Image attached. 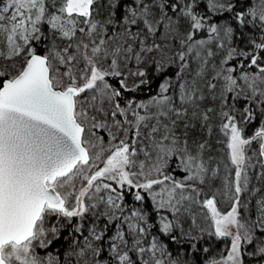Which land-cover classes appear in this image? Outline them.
<instances>
[{
    "label": "snow or ice",
    "instance_id": "obj_1",
    "mask_svg": "<svg viewBox=\"0 0 264 264\" xmlns=\"http://www.w3.org/2000/svg\"><path fill=\"white\" fill-rule=\"evenodd\" d=\"M97 2L62 0L57 7L55 4L49 6L48 0H7L0 6V31L6 34L7 40V53L0 50V56L9 60L22 54L27 57L16 75L9 77L6 71L0 72V77H8L0 80V264H59L58 257L51 253L41 255L38 249H47L60 238L62 229L72 225L73 218L83 220L86 213H91L96 220L104 216L108 223L120 221L110 244L116 264H165L163 257L167 254L157 241L153 240L148 248L142 246L141 237L146 232L140 223L144 221L143 214L133 213L136 222H128L129 218L122 215V190L126 186L136 189L135 199L142 201L140 189L148 191L160 185L158 191L151 193L153 200L159 208H171L173 214L181 211L185 201H195L199 194L195 183L204 184L215 175L203 156L208 149L207 142L193 141L195 154L189 147V137L197 124L205 126L208 113L213 111L200 108V101L208 99L220 101L221 129L228 137L230 161L235 166L234 176L226 178L224 183L230 211L221 213L215 197L204 201L214 223V235L230 238L227 255L212 259L209 264H245L246 252L248 256H259L264 261V198L256 202L255 219L245 216L250 201L241 200L245 192L254 195L261 191L249 189L248 171L255 165L248 163L252 157L247 155V149L253 143L257 144L253 155L257 157L256 163L264 168V124L251 137L243 135L241 125L255 119L256 108L264 116V65L259 63L260 56L255 51H264V41H253L254 50L250 52L231 49L209 77L205 56L212 53L202 56L196 43H192L194 33L190 32L187 47L176 54L181 62V73L188 66V53L194 49V55L200 61L194 79L188 81L181 77L182 82L177 85L179 99L187 106L173 107L168 96L153 97L150 105L129 100L121 106L119 98L123 91L133 90L126 83L127 76L121 66L131 61L137 65L145 63L149 53L161 49L160 44L149 45L148 40L159 31L157 24L171 28L172 19L166 9L175 12L178 5L166 0H133L135 6H125V15L120 22L109 18L107 23L114 25V31L108 35L106 28L93 19ZM109 2L115 9L116 3ZM179 7L181 15L191 21L193 30L204 27L206 17L193 10L195 0ZM208 8L232 11L233 5L224 0H208ZM81 17L85 26L77 27V19ZM249 17L264 24V4L258 10L251 9ZM236 18L241 25L246 23L243 12ZM45 24L57 34V39L75 40V43L62 49L53 46L47 55L37 54L31 45L33 40L41 39V27ZM133 27L137 29L135 32ZM209 31L218 33L220 29L211 25ZM223 31L231 38V27H225ZM77 32L81 34L79 37ZM179 43L183 46L185 42ZM197 43L203 45L205 42ZM234 58H239V63L226 67ZM245 67L256 71H245ZM130 75L145 77L146 73L136 71ZM65 77L66 85L62 83ZM107 77L119 78V87L108 83ZM144 83L146 81L141 79L134 87ZM170 87L165 81L160 85L161 93L168 92ZM83 93L89 95L78 101ZM239 100L245 102L242 111L235 107ZM150 108L155 109L151 115L148 114ZM90 110L94 114L89 115ZM170 116L183 118V139L175 134L176 120L165 121ZM86 123H90L88 130L96 137V143L85 140ZM113 128L119 131V138L113 134ZM101 129L106 130L110 141L116 142L104 147V137L96 136L95 131ZM86 143L99 151L90 154ZM141 154L153 161L147 171L144 160L138 159ZM173 156L179 157L187 174L185 181L193 183L177 181L165 174ZM98 160H102V166L94 163ZM137 176L142 177L143 182L134 180ZM258 178L264 179V172ZM77 180L81 181L78 190ZM103 181H112L118 187ZM102 190L108 194L97 197ZM186 190L191 195H185ZM85 198L90 202L85 203ZM93 200L98 202H91ZM99 204H104L108 210L97 214L95 210ZM124 223H127L130 241L121 230ZM82 227L77 224L72 230L79 233ZM172 227L170 222L163 223V232H169ZM107 228L106 223L104 229ZM89 231L96 241L103 238V231L97 232L95 223ZM245 245L249 249L246 250ZM86 247L99 255V248H94L90 241ZM75 255L83 256L84 249Z\"/></svg>",
    "mask_w": 264,
    "mask_h": 264
},
{
    "label": "rangeland",
    "instance_id": "obj_2",
    "mask_svg": "<svg viewBox=\"0 0 264 264\" xmlns=\"http://www.w3.org/2000/svg\"><path fill=\"white\" fill-rule=\"evenodd\" d=\"M122 0H111L112 3H116V8L113 9L110 6L109 0H98L97 4L94 5L95 11L93 12V19L99 21L104 28H106L108 35H111L114 31V25H110L107 23L109 18H112L116 22H120L122 16L125 15V6L134 7L133 0H126L125 3H123V12L121 15L117 13V7L119 2ZM171 1V0H170ZM206 1V10H202L204 13L209 14L210 12H213V10H210L208 8V0ZM7 0H0V6H2L3 3H6ZM167 2V0H166ZM190 0H172V3H175L178 5L177 10L173 12L171 9H166L168 16L172 19V24L170 29H165V27L157 24V27L159 28V31L156 33V36L154 38H149L148 44L151 45L153 43L160 44L161 49L158 51H154L152 53H149L145 57V63L137 65L135 61L128 62L126 66H121V71L125 73L127 76L126 83L129 85L130 88L135 89L134 84H138L141 79L147 81L149 74H151L153 71L155 75H159L162 71L170 68V67H176L178 68V73L176 77H174L169 84L171 87L169 88L168 92L163 93L165 96H168L172 99L173 104L172 106L177 109H182L183 107H186L187 105H184L180 99H179V93L180 90L177 87L179 83H181V77H183L184 80L191 81L194 79V77H191L183 70L181 73V62L176 57V54L180 51H184L187 45V37L188 34L191 32V21L184 16L181 15V9L179 5H184L190 3ZM62 3V0H48L49 6L52 4H55L57 7L60 6ZM196 7V5H195ZM194 7V11H195ZM115 13L114 16H112V13ZM4 23H7V21H4ZM167 23V22H165ZM84 18H78L77 19V27H84ZM140 27H143V25H140ZM225 27H229L226 24L222 25L221 33L223 38L225 39L227 46V55L229 51L233 48L237 50V52H241L243 48H239L237 44L234 42L233 33L231 38L225 36L223 29ZM122 31V28L119 29ZM136 27L132 28V31H136ZM41 31L43 32V36L39 41L33 40L31 47L35 49V47H42L45 50V55L48 54L49 49L53 46L56 49H62L64 47H67L69 43H75V40L73 41H67V40H61L57 39V34L51 29L49 25H43L41 27ZM81 34L77 32V37H79ZM99 36V34H98ZM94 37V38H98ZM184 41V45L182 46L179 41ZM0 50L7 53V40H6V34L0 31ZM36 50V49H35ZM188 56V55H187ZM27 57L23 54L21 56H17L11 60L5 59L4 56H0V72H7L8 76H14L16 73L23 67ZM106 67V64H105ZM63 71V69L61 70ZM136 71H144L146 73L145 77H134L130 75L131 72ZM8 78V77H6ZM110 78L114 77H107L108 83L111 84ZM119 79V78H118ZM63 84H67L68 80L65 77L62 81ZM141 85V84H140ZM89 93H83L81 94V97L78 98V101L81 100L84 97H87ZM205 95H208L207 92H205ZM158 97V96H157ZM152 99L145 102V104H151ZM167 103V102H166ZM80 105L78 104V107ZM135 106V105H134ZM107 107V106H106ZM221 104L219 99L212 100H204L200 101V108L201 110H207L212 109V112H209V120L206 122L205 126H201L200 124H197L196 130L190 135L189 137V147L192 150V153L195 154V144L192 142L195 141L197 143L200 142H207L208 149L203 153V156L205 160L208 163V166L214 170L215 175L211 177V179H208L206 183L199 184L198 182L195 183V186L197 187L199 194L195 197V201L193 200H187L184 202V206L181 208V211L179 213L173 214V211L169 207L159 208L157 206V201L153 200V197L151 195L152 192L158 191L162 186L157 185L154 186L152 190L145 191L143 189H140L141 195L144 197L142 201H137L135 199V192L136 189H128L127 186L122 190L123 200L121 201L122 206V215L124 217H128V222H136L135 217L133 216L134 212L142 213L144 216V221L140 222L142 226H145L146 232L141 237L142 240V246L145 248H148L153 240L157 241L158 244L163 246L164 252L167 254L163 258L165 260V264H171L172 261H175L176 264H199V262L194 261V259H191V257H186L184 253L180 251L172 252L171 249L167 246L166 243H163L158 236L152 232V224L151 219L148 214V211L145 207V196L147 195L148 198L152 201L154 204L155 209H164L172 214V220L174 227L177 230V235L182 238L187 239H193L196 240L203 239L204 242H206L204 249H208L210 252H208V256H206V262L205 264H209V262L212 259H220L222 256H226L227 252L230 249V238H220L214 235L215 227L214 223L211 219V214L204 205V201L210 198L215 197L216 199V207L221 213H227L230 211L231 204L229 202V199L225 195V188L224 183L226 178H231L234 172V165L231 164L230 161V150L227 148L228 143V137L225 135L224 131L221 129V124L223 123L222 117L220 116L221 112ZM255 115L260 112L259 108L255 109ZM155 111L154 108H150L148 111V114L151 115ZM189 111L191 109L189 108ZM94 114L91 110L89 112V115ZM141 114H144L143 111H141ZM260 119L261 124H264V116H262ZM99 118V117H98ZM117 119L123 120L122 117L117 116ZM129 119H133L131 116H129ZM168 119H175L176 120V126H175V134L183 139L184 136V123L183 118H176L175 116H170L165 118V121ZM112 121L109 120V124L111 125ZM188 123H192V121H188ZM86 131L84 134L85 140L90 141L91 143H96V137L91 135V132L88 130L90 128V123L85 124ZM210 128V131H209ZM96 136H103V146L107 147L110 143H115L116 141H110L109 136L107 135L106 130H95ZM163 131V130H162ZM112 132L114 135H116L118 138L120 137L119 131H117L115 128L112 129ZM254 134V133H253ZM252 134V135H253ZM160 135V134H158ZM243 135L245 137H251L252 135H247V133L243 132ZM91 143H86V146L89 147L90 154L96 153L99 151L98 148L94 149L91 147ZM139 148V144L137 145ZM258 146L256 143H253V145L247 149V155L249 157H252V159L248 162L250 165H255L254 168H251L248 171V175L250 177V185L249 189L254 190L256 189V180H254V177H258L261 172H263V168L256 163L257 157L253 155V153L257 150ZM216 151V152H215ZM222 152V156L224 157V161L220 159H214L215 154L218 152ZM139 160H144L145 162V171H147L148 165L151 164L153 161L146 159L142 154L138 158ZM218 161V166L213 167L214 162ZM224 162L223 165H221ZM227 165H225L226 163ZM95 164L102 166V160L94 161ZM218 165V164H216ZM136 169H133L135 171ZM92 171H95V168L92 169ZM165 174L172 176L175 180L185 182V183H193L191 181H185V176L187 175L183 167L180 165L179 157L173 156L169 159L168 167L164 170ZM134 180L143 182L142 177H134ZM106 183H111L113 187H118L114 182L112 181H103ZM167 183V182H166ZM254 184V185H253ZM81 186V181H76V187L77 190ZM120 189H118L119 191ZM179 191V190H178ZM128 193H131L133 204H127L125 201V198H127ZM108 193L106 190H102L101 193L96 194L97 197L99 196H106ZM91 195V194H90ZM185 195H191L190 192L187 190L185 191ZM253 195L250 194V192H245L243 196L241 197L242 201H250L252 199ZM159 197L157 198V200ZM200 199H203L202 204L200 203ZM87 198H85V203H89ZM91 202H98V200H93ZM70 201V205H71ZM250 203L248 204V210L245 213L246 217H250ZM200 205H204L203 207L206 209L204 211V208H201ZM108 209L104 204H99L98 208L95 210L97 214L102 213L104 211H107ZM117 215H121V213H117ZM191 222L193 225L187 224V220ZM72 221H77V224H82L83 227L81 228V231L79 233H73L72 226L70 225L68 228L62 229L67 230L71 232V238H72V245L70 248L66 250V259L64 262H61L59 257L55 253L47 252L45 249L39 250L41 255H46L48 253H51L53 256L58 257L59 264H65L67 261V264H116V261L112 257V253L110 251V244L112 243V237L116 234V225L120 223V221L113 220L112 223H108V219L104 216H100L99 220H96L95 217L91 215V213H86L83 220L80 218H73ZM93 223L96 225V231L101 232L103 231L104 235L103 238L99 241H96L90 234L89 229L92 227ZM108 224V227L112 224H115V230L112 235L109 237L107 236L108 230L104 229V225ZM76 224V225H77ZM62 230L60 232V235L62 233ZM121 230L125 232V238L129 239L130 236L128 235V229H127V223H124L121 225ZM215 236V237H214ZM176 240V239H175ZM90 241L92 246L94 248H99L100 252L99 255L96 256L93 254L91 249L86 247L87 242ZM222 243H221V242ZM217 242H219V246H217ZM245 249H248V245L244 246ZM81 249H84V255L83 256H77L75 253L79 252ZM203 252H205L203 250ZM69 253H73L72 255H69ZM247 253V252H246ZM130 255H133L130 253ZM157 256H160V253L157 252ZM256 259H260L257 256H255ZM263 261L259 260L257 264L262 263ZM263 264V263H262Z\"/></svg>",
    "mask_w": 264,
    "mask_h": 264
},
{
    "label": "trees",
    "instance_id": "obj_3",
    "mask_svg": "<svg viewBox=\"0 0 264 264\" xmlns=\"http://www.w3.org/2000/svg\"><path fill=\"white\" fill-rule=\"evenodd\" d=\"M192 2V0H190ZM126 0H122L119 2L117 7V13L119 15L123 12V3H125ZM167 2H171L172 0H167ZM225 3H231L233 5L232 11H214L210 12L209 14L204 13L203 11L206 10V1L205 0H195V12L199 13L202 16L206 17V20L204 21V27L199 30H193L191 28V32L194 33L192 43H196V47L201 50V55L205 56L207 52H211V56H205L207 63H206V75L209 77L214 74L215 69L218 68L223 60L227 57V43L225 39L222 36L221 28L223 24L228 25L233 29V38L234 43L237 44L239 48H243L242 51H253L254 50V44L260 43L261 41H264V24H262L260 21L255 20L253 21L249 17V11L251 9H259L262 4H264V0H224ZM203 10V11H202ZM243 12L245 14L246 23L244 25H241L239 21L236 18V15L238 13ZM211 25H216L220 31L218 33H212L209 31V28ZM203 40L205 43L203 45H199L197 42ZM189 42H187L188 44ZM223 45V47H221ZM187 47V45H186ZM36 53L45 55V50L42 47H35ZM196 49L193 50L192 53H188L187 59V67L184 69L185 72L191 77H195V73L199 68L200 61L198 58L194 55V52ZM241 51V52H242ZM255 51L259 54L260 60L259 63L264 65V51L255 49ZM239 63V58H234L229 61L228 66L237 65ZM245 65L247 66L248 61H244ZM245 71L255 72L256 69L252 68L249 69L245 67ZM178 73V68L176 67H170L164 71H162L159 75H155L154 71L149 74L148 80L146 83L139 85L132 91H123L122 97H120V103L121 106H124L127 101L132 100L136 103L139 102H146L148 100H151L153 97L157 96H165V94L161 93L160 91V85L164 83L165 81L170 82L174 77H176ZM6 79V77H0V80ZM111 85L113 87H119L118 84V78H110ZM235 107L237 110L242 111L245 107V102L243 100H239L236 102ZM256 112V110H255ZM238 115V112H237ZM262 117L260 116V112H258L255 115V119L249 123V124H242L241 126L244 129V132L247 133V135H252L258 128L261 126L260 119ZM216 152V151H215ZM222 159L225 160L222 156V152H218L215 154L214 159ZM213 164V167L218 166V161L215 160ZM223 165L224 162H221ZM226 163V162H225ZM218 164V165H216ZM227 165V163L225 164ZM220 168V167H219ZM235 168V166H234ZM221 169V168H220ZM264 172V168H263ZM262 173V172H261ZM234 176V172L232 177ZM260 176V175H259ZM258 176V177H259ZM258 177H254L253 179L256 180V188H259L261 191L256 192L250 203V216L251 219H255L257 215V206L256 202L257 200L264 198V179H259ZM253 184V185H254ZM125 201L127 204H133L131 193H128L127 198H125ZM203 199H200V203L202 204ZM201 208H204V205H200ZM145 207L148 211V214L151 219L152 224V232H154L158 238L163 241V243H166L167 246L171 249L172 252L180 251L185 254L186 257H191V259H194V261L199 262V264H205L206 262V256H208V252H203L206 242L203 241V239L196 240L193 239H187L182 238L177 235V230L174 227L173 220H172V214L171 212L164 210V209H155L154 204L152 201L148 198V196H145ZM206 209L204 208V211ZM190 219L187 220V224L193 225L191 222H189ZM170 222L173 227L172 229L165 233L163 232V223ZM77 224V221H72V228ZM69 229V228H68ZM67 230H62V233L60 235V238L58 240L53 241V243L45 249L47 252L55 253L61 262H64L66 259V250L71 247L72 243V236L70 235L71 232ZM107 236L109 237L114 233L115 230V224L110 225L108 228ZM73 233H76L73 231ZM175 237V239H173ZM215 237V236H214ZM221 242V241H220ZM222 243V242H221ZM217 246H219V242H217ZM249 249V247H248ZM260 258L259 256H257ZM260 259H256V257L248 256L247 253H245V264H257ZM207 263V262H206ZM264 264V261L262 262ZM259 263V264H262Z\"/></svg>",
    "mask_w": 264,
    "mask_h": 264
},
{
    "label": "water",
    "instance_id": "obj_4",
    "mask_svg": "<svg viewBox=\"0 0 264 264\" xmlns=\"http://www.w3.org/2000/svg\"><path fill=\"white\" fill-rule=\"evenodd\" d=\"M37 54H39V53H37ZM42 55V54H41Z\"/></svg>",
    "mask_w": 264,
    "mask_h": 264
}]
</instances>
